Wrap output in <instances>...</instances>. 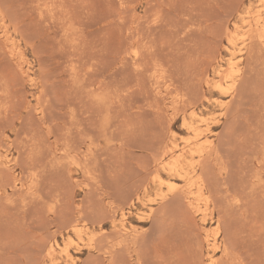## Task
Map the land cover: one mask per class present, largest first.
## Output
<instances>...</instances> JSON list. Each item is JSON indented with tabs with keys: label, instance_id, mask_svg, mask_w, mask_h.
Returning <instances> with one entry per match:
<instances>
[{
	"label": "rangeland",
	"instance_id": "obj_1",
	"mask_svg": "<svg viewBox=\"0 0 264 264\" xmlns=\"http://www.w3.org/2000/svg\"><path fill=\"white\" fill-rule=\"evenodd\" d=\"M212 254L264 264V0H0V264Z\"/></svg>",
	"mask_w": 264,
	"mask_h": 264
},
{
	"label": "bare ground",
	"instance_id": "obj_2",
	"mask_svg": "<svg viewBox=\"0 0 264 264\" xmlns=\"http://www.w3.org/2000/svg\"><path fill=\"white\" fill-rule=\"evenodd\" d=\"M185 172V171H184ZM183 172V173H184ZM188 172V171H187ZM189 173V172H188ZM189 177V176H188ZM161 181H163V180H161ZM161 183V182H160ZM163 183V182H162ZM193 194V193H192ZM191 193H190V195H192ZM190 197V196H189ZM194 197V196H193ZM189 200V199H188ZM192 201V200H191ZM192 203V202H191ZM193 204V206H194V203H192ZM195 207H196V205H195ZM198 207V206H197ZM200 208V207H199ZM199 208H195V209H199ZM199 211H200V209H199ZM204 221H205V218H204ZM215 262H216V260H215V258H214V255L212 254V255H210V264H215Z\"/></svg>",
	"mask_w": 264,
	"mask_h": 264
}]
</instances>
